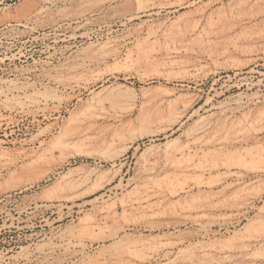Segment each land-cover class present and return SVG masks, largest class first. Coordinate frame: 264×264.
Wrapping results in <instances>:
<instances>
[{"label":"rangeland","instance_id":"1","mask_svg":"<svg viewBox=\"0 0 264 264\" xmlns=\"http://www.w3.org/2000/svg\"><path fill=\"white\" fill-rule=\"evenodd\" d=\"M39 1L0 0V264H264V0Z\"/></svg>","mask_w":264,"mask_h":264},{"label":"bare ground","instance_id":"2","mask_svg":"<svg viewBox=\"0 0 264 264\" xmlns=\"http://www.w3.org/2000/svg\"><path fill=\"white\" fill-rule=\"evenodd\" d=\"M57 0H40L39 3L35 4L34 6H32L31 8L27 9L22 18L26 21H31L32 19L34 18H38V17H41L43 16L45 13L47 12H51L52 10H55L58 9L59 7L57 6ZM82 12V11H81ZM79 13V12H78ZM82 14V13H80ZM59 15V14H58ZM75 15V14H74ZM60 16V15H59ZM67 18V17H66ZM75 18V17H74ZM70 19V18H69ZM33 21V20H32ZM25 23V22H24ZM30 24V23H29ZM70 66V65H69ZM85 69V68H84ZM57 77V76H56ZM59 77V76H58ZM55 80H57L55 78ZM61 83V82H60ZM59 83V84H60ZM62 84V83H61ZM67 89V88H66ZM33 97V96H32ZM48 99V98H47ZM55 99V98H54ZM53 98L51 100H54ZM49 100V99H48ZM200 132V131H199ZM231 172V171H230ZM73 187V186H71ZM73 189V188H72ZM96 224V223H95ZM91 224H88V225H85L83 228H82V231L80 232H76V233H72L71 236H70V239L72 240V243L73 241L74 242H77L78 245L84 247L86 246V240H88L86 238L87 234L86 232L89 231V228H91ZM94 229V228H93ZM91 239V238H90ZM65 241V240H64ZM70 241V240H69ZM92 241V240H91ZM94 242V240L92 241ZM39 254H43V253H39ZM127 254V253H126ZM126 254L124 253H121L118 255L120 258L126 256ZM40 256V255H39ZM31 257V256H30ZM29 256H26L25 257V264H31L32 263V258H30ZM127 257V256H126ZM131 257V256H130ZM37 259V258H36ZM35 259V260H36ZM42 259V258H41ZM126 259V258H125ZM119 260V259H118ZM122 260V259H120ZM34 261V260H33Z\"/></svg>","mask_w":264,"mask_h":264}]
</instances>
